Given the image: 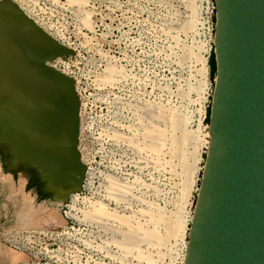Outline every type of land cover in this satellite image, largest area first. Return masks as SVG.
<instances>
[{"label":"rangeland","instance_id":"374dc122","mask_svg":"<svg viewBox=\"0 0 264 264\" xmlns=\"http://www.w3.org/2000/svg\"><path fill=\"white\" fill-rule=\"evenodd\" d=\"M11 1L49 36L72 49L71 54L48 61L47 65L73 80L79 102L77 147L84 169L78 189L63 200L53 199L36 184L27 182L31 204L40 205L52 221L25 226L19 213L22 196L11 195L12 185L21 178L29 181L33 172L16 170L6 178L7 152L0 149V264H181L192 200L208 143L203 117L211 86L208 57L212 50V9H208L205 0H194V27L183 31L180 25L188 21L189 0ZM185 52H199L201 59L191 55L180 59ZM107 63L115 65L118 80L98 86L95 80L106 74ZM149 106H171L188 117L186 125L194 134L185 149L194 152L186 153L187 161L192 163L195 157L197 161L185 198L180 176L163 161L162 151L157 153V162H145L146 154L112 144L107 136L116 130L122 143L132 133L140 134L136 110ZM176 162L174 159L175 170H179ZM99 172L116 173L129 184L132 182L131 192L140 201L132 198L126 211L123 209L125 214H135L146 201L148 208L154 211L156 205L164 215L176 209L181 212L183 231L165 238L159 246L160 255L153 253L150 260L140 263L130 257L127 262L120 260L117 251L115 257L108 256L96 250L101 238L87 235V226L71 218L60 219L61 222L54 218L68 209L74 196L79 197L77 209L89 208L86 201H81L96 199L94 188L101 181ZM156 228L162 232L161 222Z\"/></svg>","mask_w":264,"mask_h":264},{"label":"water","instance_id":"95a60500","mask_svg":"<svg viewBox=\"0 0 264 264\" xmlns=\"http://www.w3.org/2000/svg\"><path fill=\"white\" fill-rule=\"evenodd\" d=\"M212 5L208 143L182 264H264V0ZM71 53L0 0V149L13 165L17 153L33 163L27 155L35 147L43 172L28 182L56 200L77 190L83 175L79 102L72 78L45 62ZM2 129L21 135L19 145Z\"/></svg>","mask_w":264,"mask_h":264},{"label":"bare ground","instance_id":"6f19581e","mask_svg":"<svg viewBox=\"0 0 264 264\" xmlns=\"http://www.w3.org/2000/svg\"><path fill=\"white\" fill-rule=\"evenodd\" d=\"M66 1L68 3H72L75 0ZM205 3L206 6H208V9H210V7H212L213 0H205ZM187 7L190 10V15L188 21H184L185 23L183 25H180V29H182L183 31H185L187 27H194V23L196 20L195 14L197 13V6H195L194 0H189V4H187ZM210 32L212 31L210 30ZM173 37L175 38V35H173ZM198 53L199 52H187L186 54H182L180 56V59H184L188 57V55H191L196 59H201ZM57 57L46 60L45 63L47 64L48 61H52ZM117 73L119 72L115 68V65H113V63H107L106 74L96 78V84L98 86H103L106 83L108 85H112V82L114 80H118V77L115 78ZM136 111L141 124V133L137 135H133L132 133V136H129L128 138L126 137L127 139L125 138V140H123L124 142L122 141V144L118 140L120 135L117 134L116 130H114L115 132L111 130L113 133H109L107 135L109 140L112 144H117L118 146L121 145L125 147V149H129L138 154H146L148 157H144V159L146 158L145 160L143 159L145 162H155V159H157V162L159 160L157 153H159L158 151H162L163 161L166 164L168 163V166H170V170L172 171V173L174 172L180 176L179 183L180 187H182V198H185L189 193L188 188L190 182L189 178L191 177L190 174L194 169L193 167L197 161L196 157L195 159L191 158L193 159L192 163H188L187 161L188 155L186 156V153L193 154L194 152H189L187 151V149H185V145L190 144V141L192 140L194 134L193 131L186 125V119H188V117L184 112L179 113L174 107L171 106H149L148 108L142 107V109H137ZM1 132L6 135V138L4 140H9L11 142L10 144L19 145V143L21 142V135L10 133L6 129H2ZM12 136L16 139L14 140ZM120 139H122V137H120ZM17 154V159L15 161V164L13 165L9 162L10 160L8 161V159H6V162L8 161L7 170L9 171L6 174V178H9L10 173L15 172L16 170L21 173L33 172L31 179H29L30 181L34 180L35 177L40 174V172H43L42 168L37 167L39 166V158L36 153L35 147H33L32 153L30 154L28 152L29 156L27 155L29 159L34 161V164H28L27 159L25 157L23 158L21 153ZM174 159L177 160L176 163L179 165V170L176 169L178 170V172L175 170V163L173 164ZM93 175L94 174L92 172L89 174V183L91 187L93 186ZM99 177L101 178V181L98 184V187L94 188L95 192L97 193L96 199L93 198L94 200H90L83 198L81 201H86L88 203V209H77L78 205L76 207V203L78 202L79 197L73 195L74 197L71 199V203L68 205V209L62 215L54 216V218L56 217L57 220L59 219V221L60 219L65 220L66 218H71L77 223L87 226V235H96V237L99 236V238H101L100 244L95 245L97 248L96 250L99 249V251L101 250L104 254L114 257V252L117 251L118 255L116 256L120 260L126 261L128 257H130L132 260L140 263L141 260H150V255H152L153 253L160 255V244L162 242H165V238H167L168 236L174 237L179 231H183L182 227L185 224L184 219L180 214L181 212L177 209L174 212L170 211L168 215H164V211L162 208L152 204L155 208V210L152 211V209L148 208V206L146 205V201L145 203L142 202L143 204L141 203V207L139 206L140 209H138V212H136L135 214H132L131 212L125 214L123 209L125 210L127 206H129L128 203L132 198H135V200L136 198H138L139 200H137L140 201V197L135 196L131 192L132 182L129 184L126 179H122L123 177L120 178L121 176L118 177L116 173L108 172L100 174L99 172ZM18 181V184H16L17 182H15V186L12 185L13 187L11 195H13L14 197L16 195L22 196L23 205H21L22 208L20 206L21 211L19 209V213L22 214V220L24 221H22L23 224L26 226L43 223L44 221H50L51 219L49 218L48 214L43 212V209L40 205L39 207L36 206V204L35 206L31 204L32 200H30L29 198L30 196L27 185V178H21ZM47 183L48 184L46 185L50 192L57 193L62 197L65 195L66 191L63 187L57 186L55 182L50 183L49 181H47ZM132 217H134V219ZM158 222H161L162 225L161 233H159L156 228ZM47 223L49 224V222ZM86 240H83V242ZM88 243L86 241L85 244ZM112 248H115L116 250L113 251Z\"/></svg>","mask_w":264,"mask_h":264},{"label":"built area","instance_id":"2783aa9c","mask_svg":"<svg viewBox=\"0 0 264 264\" xmlns=\"http://www.w3.org/2000/svg\"><path fill=\"white\" fill-rule=\"evenodd\" d=\"M212 7H213V5H212ZM212 7H210V8L212 9Z\"/></svg>","mask_w":264,"mask_h":264}]
</instances>
